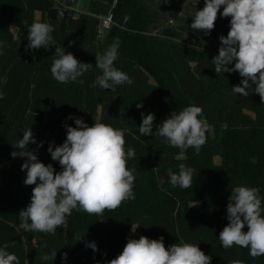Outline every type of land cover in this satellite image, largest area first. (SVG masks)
I'll list each match as a JSON object with an SVG mask.
<instances>
[{"label":"trees","instance_id":"16d2710c","mask_svg":"<svg viewBox=\"0 0 264 264\" xmlns=\"http://www.w3.org/2000/svg\"><path fill=\"white\" fill-rule=\"evenodd\" d=\"M204 3L90 0L85 14L61 4L59 8H67L68 13L62 33L76 38L62 44L51 41L47 50H30L27 35L35 14H41V22L51 24L46 16L54 8L53 1L0 0V249L15 254L20 264H26L27 258L29 264H108L123 251L129 238L162 236L166 248L181 240L198 245L211 256V264L233 260L264 264V256L253 258L248 248L236 245L225 250L218 239L229 223L226 209L235 187L259 188L264 209V103L252 89L248 97L232 91L242 79L238 72L216 75L211 60L218 52L200 43H220L219 37H226L230 30L231 18L218 13L210 34L194 32L189 25ZM108 15L112 16V27L101 36L100 20ZM11 25L18 29L16 35ZM186 34L195 43L186 40ZM116 40L119 48L114 66L133 83L115 86L114 91L99 85L93 88L101 75L95 57L103 55ZM55 48H64L78 61L92 64V70L75 82H58L50 71L58 58ZM219 95L227 106L225 125L215 132V140L206 136L199 152L190 147L185 158L178 159L179 148L155 134L145 137L139 133L141 113L155 115L153 133L172 112L192 105L203 109L202 118L208 122L210 103ZM48 98L56 103V117L47 116L44 100ZM137 104L143 107L137 108ZM69 117L81 118L88 126L104 123L125 130V150L131 147L136 154L127 161V167L134 169L135 198L114 211L105 210L103 215L73 210L66 217V227H58L55 234L25 231L20 227L19 213L30 203L35 185L23 183L26 170L22 171L21 165L27 158L12 157L11 153L19 151L15 145L23 136L20 130L32 128L36 143L28 149L35 150L40 162L62 171L48 147L63 144L66 124L76 127ZM41 141L43 146L38 147ZM180 164L195 169L188 189L168 183L167 171L178 174ZM161 178L165 181L162 187L158 186ZM247 230L245 226L243 231ZM88 242H94L98 250L86 247ZM54 251L53 261L43 259ZM64 253L66 260H62Z\"/></svg>","mask_w":264,"mask_h":264},{"label":"clouds","instance_id":"9594fccd","mask_svg":"<svg viewBox=\"0 0 264 264\" xmlns=\"http://www.w3.org/2000/svg\"><path fill=\"white\" fill-rule=\"evenodd\" d=\"M218 13L231 19L227 36L219 37L218 55L211 60L216 75L238 72L242 79L239 85L232 87V91L248 97V90L252 89L264 103V0H205L203 9L196 11L189 26L194 32L199 30L208 35L215 27ZM52 33V24L34 22L28 30L27 49L43 47L47 50L53 41ZM2 46L3 42H0V49ZM118 48L119 41L116 40L103 55L95 57V67L101 75L96 77L93 88L99 85L102 89L114 91L115 86L133 83L125 72L114 66ZM65 52L64 48H55L58 58L50 67L55 80L75 82L92 70V64L80 62L72 53ZM142 107V104H137V108ZM202 112L203 109L195 105L174 111L156 126L155 133V115L141 113L139 133L145 137L155 134L164 138L170 146L181 150L178 159H184L188 148L199 152L206 143L209 125L207 119L202 118ZM69 118L74 119L76 127L66 124L63 144L54 149L51 144L48 147L52 160L58 161L62 171L56 172L51 164L40 162L35 150L28 149L30 143H36L32 128L20 130L23 136L15 145L19 151L11 153L12 157L27 158L21 165V170H26L23 183L35 185L30 203L19 213L20 227L25 231L55 234L58 227H66V217L73 210L103 215L105 210L114 211L123 202L135 198L134 169L127 167V161L136 158V154L131 147L125 150V130L104 123L88 126L81 118ZM42 146L43 141L38 147ZM194 172V168L180 164L178 174L171 169L167 171L168 183L172 187L188 189L192 187ZM164 183L161 178L158 186L162 187ZM259 193L260 189L256 187L237 186L232 189L226 209L229 223L218 238L225 250L236 245L248 248L253 258L264 256V209ZM245 226L246 232L243 231ZM163 239L162 236L159 239L146 236L129 238L123 251L108 264H211V256L205 255L198 245L181 240L166 248ZM86 247L98 250L94 242H88ZM56 252L45 255L43 259L53 261ZM66 259L67 253H64L62 260ZM0 264L20 262L15 254L0 249ZM230 264H242V261L233 260Z\"/></svg>","mask_w":264,"mask_h":264},{"label":"rangeland","instance_id":"374dc122","mask_svg":"<svg viewBox=\"0 0 264 264\" xmlns=\"http://www.w3.org/2000/svg\"><path fill=\"white\" fill-rule=\"evenodd\" d=\"M54 3V8H59L61 4H64L63 0H52ZM90 0H76L73 5L71 6L73 8V11L76 13L85 14L88 11ZM66 6V3L62 6L64 8ZM66 11V9H63ZM185 12L183 11V14ZM47 18V17H46ZM35 22H41V14L36 13L35 14ZM10 30L14 35L17 34L18 29L14 26H10ZM185 39L188 40L191 43H195V40L190 35H185ZM202 47L210 50V51H217L219 50L220 43H200ZM226 104L223 95H219L215 97L211 103H210V113L208 117V130L206 133L207 140H215V132L220 131L224 125H225V111H226ZM30 143L28 147L31 145ZM215 162L219 163L220 158L216 157Z\"/></svg>","mask_w":264,"mask_h":264},{"label":"water","instance_id":"95a60500","mask_svg":"<svg viewBox=\"0 0 264 264\" xmlns=\"http://www.w3.org/2000/svg\"><path fill=\"white\" fill-rule=\"evenodd\" d=\"M47 21L53 25V42L56 44L69 43L76 38V35L66 36L62 33L63 23L68 18L67 11L63 9L53 8L47 13ZM44 104L48 107V117H56L59 114L56 103L53 99L44 100ZM26 264H29L28 258Z\"/></svg>","mask_w":264,"mask_h":264},{"label":"built area","instance_id":"2783aa9c","mask_svg":"<svg viewBox=\"0 0 264 264\" xmlns=\"http://www.w3.org/2000/svg\"><path fill=\"white\" fill-rule=\"evenodd\" d=\"M68 1H69V3L73 4L76 0H68ZM65 7H70V6H65ZM70 8H72V7H70ZM112 23H113V19H112L111 15H108L107 17L101 18L100 27H99V33L101 36L105 35L110 30V28L112 27Z\"/></svg>","mask_w":264,"mask_h":264}]
</instances>
